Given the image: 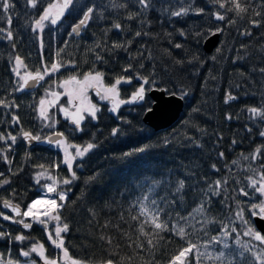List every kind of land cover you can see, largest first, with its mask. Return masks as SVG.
I'll return each mask as SVG.
<instances>
[{"label":"trees","instance_id":"trees-1","mask_svg":"<svg viewBox=\"0 0 264 264\" xmlns=\"http://www.w3.org/2000/svg\"><path fill=\"white\" fill-rule=\"evenodd\" d=\"M13 2L11 29L14 39L8 41L6 34H0V100L14 101L19 107L5 109L0 106V133L7 136L11 132L17 136V142L8 152L7 145L0 141V152L7 153L11 161L5 163L0 157V173L4 174L0 176V212L8 215L3 207L4 200L26 208L43 192L35 181L39 173H45L60 183V191L67 195V202L61 209V221L69 225V231L63 234V238L72 260L84 264H104L108 259L114 264H169L171 257L189 241L200 246L202 252L207 244L210 251L218 253L222 246L212 243V237L219 236L224 224H228L230 230L236 201L244 202L241 205L245 208L244 215L251 218L247 211L249 204L264 200L249 187L247 179L255 175L250 167L264 171L260 169L264 158L253 163L250 155L257 147L264 152V137L259 135L264 131V120L254 119L253 114L247 111L253 106H264V74L259 71L264 68V2L251 0L243 19L236 17L234 12L227 13L228 18L235 19V23L228 24L214 19L213 11L224 10L214 5L212 0H184L185 6L191 2L193 8H204L205 12L175 19L170 18L164 8L169 7L171 11L172 7H179L180 0H156L154 10L131 20L127 16L129 12L137 11L138 6L114 7V4H125L126 0H107L103 18L99 12H94L79 34L69 35L81 18L85 5L103 3V0H74L75 6L66 10L56 26L46 22L40 36L31 31L33 18L42 12L49 0H39L37 9L27 5L26 0ZM243 2L247 3V0ZM255 11H260L261 16L256 17ZM251 19L261 20V25L253 27L249 22ZM116 23L121 24L120 31L112 27ZM217 26L225 29L218 44L221 52L216 53V47L212 53H207L205 42L197 45L191 34L197 29H214ZM0 27H7L5 14H0ZM181 28L188 33L187 39L179 35ZM246 31L251 35H244ZM137 32L141 35L136 36ZM174 43H182L183 48H174ZM113 44L122 47L113 48ZM196 52L202 63H176L177 60L186 61ZM16 56H20L26 65L19 69L21 75L34 73L37 69L43 72V66L50 68L53 62L66 66L54 76H46L32 91H14L22 83L13 70ZM97 56L102 59H97ZM212 56L217 59L211 60ZM69 62L75 67H71ZM129 64L133 70L124 72ZM94 71L104 73L105 86H110L119 76L135 77L139 74L155 79L158 87L154 89L186 92L180 119L170 128L155 132L144 122L147 112L143 102L121 104L116 113L109 110L112 104L95 102L100 108L98 118L93 121L86 116L82 132L75 131V126L64 118V113H59L56 128L65 134L59 149L28 148L23 141L22 130L45 137L54 129H50L52 126L44 127L45 122L36 110L39 99L50 95H46L45 90L59 92L64 79L76 75L82 80L85 73ZM140 83L133 79L131 84L119 86V99L130 98ZM150 92L146 98L153 106ZM229 93L237 98L226 104ZM66 101V97H61L60 105L67 107ZM13 114L19 118V124L15 126L11 120ZM228 116L231 119H227ZM113 129L118 131L116 136L112 135ZM87 143H94L95 147L82 160L76 158L73 161L78 179L63 185V179L70 178L63 163V148L69 153L76 150L72 144L82 150ZM8 144H11L10 140ZM139 148L146 150L135 151ZM221 152L223 158L219 155ZM244 156L249 159H244ZM213 164L220 169L219 172L213 171ZM205 178L208 182L221 179V195L212 197L201 214L193 210L200 204V189L205 188ZM255 178L258 179V175ZM5 179L10 182L3 184ZM181 179L185 181L183 192L173 195ZM225 180L227 184L223 183ZM150 181H165L156 191L159 195H167L169 201L175 200V203H169L160 216V220L168 221V231L155 230L150 223H144L147 235H142L139 228L145 217L139 215V207L143 204L151 215L153 206L150 200L142 199L147 189L137 186ZM241 187L249 191V197L239 194ZM169 212L171 218L167 215ZM189 213L192 216H188ZM133 215L138 219L133 220ZM177 221L178 227L185 228L183 239L172 230V223ZM253 226L257 230L254 218ZM237 229L241 231L239 223ZM0 231L10 232L13 236L23 233L30 245L43 244L47 257L55 258L45 229L39 225L26 234L11 220L5 221L0 217ZM235 237L236 233H232L228 238L230 248L224 250L232 253L231 257L226 255L221 261L204 256L200 264H229V261L231 264H253L249 252H244L242 257L239 255L243 250L234 244ZM149 239L152 240L151 245L148 244ZM241 240L249 241L250 238L243 237L241 231ZM9 247L11 256L21 259L19 248H28L29 245H8L5 240H0V253L7 256ZM188 259L196 264L194 256L190 255Z\"/></svg>","mask_w":264,"mask_h":264},{"label":"snow or ice","instance_id":"snow-or-ice-1","mask_svg":"<svg viewBox=\"0 0 264 264\" xmlns=\"http://www.w3.org/2000/svg\"><path fill=\"white\" fill-rule=\"evenodd\" d=\"M78 2V0H75ZM264 2V0H262ZM27 5H30L33 9H37L39 7V0H26ZM214 5H218L219 9L224 10L221 11H213L212 15L216 21H227L228 24L235 23V19H230L227 17V13L234 12L236 17H240L241 19L244 18V14L249 11V7L251 6V0H247V3L243 2V0H212ZM127 4L135 5L137 7V11L129 12L127 18L129 20L134 19L136 16L146 13L150 10H154V6L156 5V0H126L125 4L113 5L114 7H126ZM227 5V6H226ZM70 6L74 7L75 3L74 0H49L46 6L43 7L42 12L37 17L33 18V26L31 27V31L40 36L45 27L46 22L50 26H56L58 22L61 21V18L65 15L66 10L70 9ZM15 5L13 0H0V14H5L7 17V27H0V34H6V39L8 41H12L14 39L13 32L11 29L12 25V10H14ZM107 9V0H103L101 5H95L89 3L82 8V16L78 20V23L72 28V33L79 34V31L82 27L87 26V22L92 19L94 12H99L101 17L103 18V13ZM164 11L168 13L170 18H182L186 17L190 14L193 15H203L205 10L204 8H193L191 2L187 3L185 6L184 0H180L179 7H172V10L169 11V7H165ZM254 15L256 17L261 16L260 11H255ZM253 27H259L261 25V20L259 19H251L249 21ZM143 23V21H142ZM114 27L117 31H120L122 26L119 23L114 24ZM224 28L222 26H217L216 28H209V29H197L191 35L194 38L197 45L201 42H206L213 36L221 34L224 32ZM244 35H251L250 31H246L243 33ZM141 33L137 32L136 36H140ZM147 35V33H145ZM168 35H171L170 33ZM179 35L184 37L185 39L188 38V33L184 31V29H179ZM169 43H172L170 40ZM14 46V45H13ZM43 47V39L41 37V48ZM99 47V45H98ZM122 47V45L113 44V48ZM173 47L176 49H182V43H174ZM221 52V47L217 46L216 53ZM97 59H102V57L97 56ZM211 60L215 61L217 59L216 56L210 57ZM197 61H201V58L198 52L193 53L192 56L188 57L186 61L184 60H177L176 63L183 64L184 62L187 63H195ZM236 62L235 60L233 61ZM202 63V61H201ZM71 67H75L74 64L69 62ZM26 67L24 65L23 60L20 56L15 57V66H14V73L18 77L19 81L22 83L18 84V87L14 89V91H23L25 87H32V86H40V82L45 80L46 76H54L55 73L59 72L62 67L66 65H62L56 62H53L50 65V68L47 65L43 66V72L40 69L35 70V72H28L26 75H21L19 69L21 67ZM132 65L129 64L127 67L124 68V72L132 71ZM259 71L264 74V68H260ZM104 73L101 71H94L88 72L83 75L82 80L78 79L76 75H71L69 78L64 79L62 83H60L59 87L64 89L63 95L68 97L66 103L67 105H73L74 101H79V103L75 106V113L69 117L68 115V108L64 105H60L59 111L64 113V118L68 120L71 125H74L75 131L82 132L84 129L82 124L86 120V116L84 113H87V117H90L91 120H97V113L100 111V108L97 104L92 103L87 98V90L92 88L95 90V94L100 98L101 101H110L112 107L109 109L112 113H116L119 109L121 104H129V103H136V102H143L142 106L144 107L146 112H151L153 110L152 105L147 102V93L153 91L156 85L155 79L150 80L147 77H142L141 75L137 74L135 77L133 76H119L114 80L110 86H105L103 83ZM133 79L141 81L139 86L136 90L132 93L131 97L128 99H119L120 97V90L119 86L122 84H131ZM35 82L34 85H30L29 82ZM161 91L168 92L170 97H178L183 99L184 96L187 95L186 92H177V91H169L166 88L160 89ZM46 95H51L55 98V100H46L45 98H40L36 110L38 111L39 117L44 121H51V124L45 123L44 127H51L54 126L57 121H55L51 116H49V110L52 107H55L56 104L59 102L61 93L56 91H50L48 89L45 90ZM237 97L228 94V98L225 100V103L228 100H235ZM48 105V107H46ZM0 106L7 109L9 107H19L18 105L14 104V101L5 102L0 100ZM197 109L196 111H198ZM247 111L253 114V118H259L264 120V106L261 107H250ZM54 116V114H53ZM227 119H231V116L226 117ZM11 120L13 122V126L19 124V118L15 114L11 116ZM251 131V129H248ZM118 131L113 129L112 135L116 136ZM56 137H64L63 132H55L53 134ZM261 137H264V131L259 133ZM22 138L25 142L30 143L31 141H41V136L39 134H33L30 131L22 130ZM11 141V144H8V141ZM49 143H56L60 144L61 141L53 140L52 137L47 138ZM0 141H3L5 145L8 147V152L12 150V146L15 145L17 142V136L13 135L11 132L7 133L5 136L4 133H0ZM235 143V141H233ZM73 148L76 149L75 156L67 153L65 151V158L63 163L67 166V170L70 173V178L63 179V185H69L73 183V181L77 180V174L73 170V161L76 158H80L81 160L85 157V155L92 150L95 145L94 143H87L86 147H83L81 150L80 146L75 144L71 145ZM146 149L139 148L135 151L137 152H144ZM128 155V154H126ZM220 157L223 158V153L221 152ZM251 155V160L253 163L257 161L259 158H264V152L260 147H257ZM0 157L3 158L5 163H10L9 157L7 153L0 152ZM244 159H249L248 156H244ZM235 163V161L233 162ZM79 166V165H78ZM38 167L43 168L44 165H39ZM58 167V166H56ZM212 169L215 172H219L220 169L217 168L215 164L212 165ZM260 169H264V164L260 166ZM255 175H258V179L254 176H249L247 179L249 181V187L254 189L256 193H259L261 197H264V171H261L256 168H251ZM3 173H0V176H3ZM45 176L46 179L51 180L50 184H40V178ZM91 179V178H90ZM10 181L5 179L3 184H8ZM35 183L40 186L44 191L41 195L37 196V198L33 199L27 206L25 210H21V207L18 204H12L9 200H4L3 207L6 209H10L13 216H9L0 212V217L3 220L9 221L11 220L12 223H16L22 225L23 229L30 230L33 226V223L40 224L44 227L48 241L51 245L60 251H62L64 257H68V250L64 246L65 241L62 236V233H67L69 231V225L66 222L61 221V209L64 206V203L67 202V195L65 191H57V182L56 180L50 175L45 173H39L36 177ZM165 183V181H155V182H146L144 185H138V188L147 189V192L143 195V200H150L151 205L153 206L152 214L149 215L148 211L145 209L143 204L139 207V215L144 216V222L140 225V232L142 235H147L144 229V223H150L155 230L160 231H168V221L167 220H160V216L165 213V209L169 207V203L174 204L175 200L169 201L167 195H159L156 189ZM224 184H227V181H223ZM221 179H217L214 182H208L205 178V188L200 189L202 192V198L200 204L197 208H195L194 212H199L201 214L204 213L205 205L209 204L212 197H218L221 195ZM170 186V185H169ZM185 187L184 179H181L178 182V187L175 188V193H182ZM238 192L242 196L249 197L250 193L245 188L241 187L238 189ZM55 194L56 198H53ZM15 195V193H13ZM183 198L182 196L180 197ZM206 198V199H205ZM253 199L250 197V200ZM59 201V203H58ZM244 202L236 201V210L232 218H230L231 228L229 230V225L224 224L221 228L219 236L212 237V243L221 245V250L218 253H213L209 250L208 245L206 244L205 251H200V246L191 243L190 241L187 243V246L181 248L177 254L173 255L169 260V264H192L189 261L188 257L194 256L196 264H200L201 257L207 256L208 258L221 260L225 258L226 255L232 256V253H226L224 250L229 249L230 245L228 243V238L231 236L232 233H236V237L234 239V244L239 246L243 251L239 253L242 257L244 252H249L253 257V264H264V235L261 234L260 231L256 230L253 226V218L259 217L261 221H264V200H261L259 203L251 202L247 208V211L250 212L251 218H246L245 208L241 205ZM168 217L171 218V213H167ZM188 216H192V213H189ZM15 217H20V219H15ZM43 217V218H42ZM123 218V217H122ZM188 217H178V219H187ZM133 220H137L138 216L133 215ZM31 221V222H26ZM52 222H55L53 231L48 230V225ZM211 222V221H209ZM237 223L241 226L242 236L249 237V241H242L241 240V231L237 229ZM172 230L175 233H178L180 237L183 239L185 236V228L183 226L178 227V221L172 223ZM54 232V235H53ZM103 239V237H101ZM27 237L23 234H16L15 236L12 233L8 232L5 233L4 231H0V240H5L8 245L12 244H19L23 245L26 241ZM251 241L258 242V244H254ZM108 243H111V239L108 240ZM148 244H152V240H148ZM11 247L8 249L7 256L4 253H0V264H37L36 260L31 259L33 253L39 256L43 260V264H58V261L55 258H49L45 256V248L43 244L34 243L27 249L25 247L19 248L18 256L22 257L23 260L14 258L11 256ZM235 251V249H233ZM71 264H81V262L77 260H72ZM104 264H114L113 260L108 259L104 262ZM231 264V261H229Z\"/></svg>","mask_w":264,"mask_h":264},{"label":"water","instance_id":"water-1","mask_svg":"<svg viewBox=\"0 0 264 264\" xmlns=\"http://www.w3.org/2000/svg\"><path fill=\"white\" fill-rule=\"evenodd\" d=\"M220 39H221V34H218L208 39L204 44L205 51L207 53H212L220 43ZM42 82L43 81H41L40 84ZM29 84L34 85L35 82L30 81ZM36 88H37L36 86L25 87V89L28 91H32ZM92 94L94 97L99 98L95 94L94 89L92 90ZM150 97L154 102V105L152 107L153 110L151 112H147V114L144 117V122L149 127H151L155 132H160L162 130L170 128L180 119L185 105L183 99H180L178 97H170L166 93V91H161L159 89H155L152 92H150ZM227 98L228 96L226 97V99ZM234 101L235 100H228L226 104L233 103ZM51 137L53 140L62 139V137H56L54 135H51ZM47 138L39 142L37 141H31L30 143H27L25 141L24 142L28 147L49 148L53 143H49ZM21 210L23 211L24 208L21 207ZM7 211L11 216H13V213H11L10 209H7ZM15 219H20V217H15ZM254 221L258 231H260L261 234L264 235V221H261L259 217L254 218ZM21 228L23 229L22 225ZM23 230L27 233L32 232V228L30 230H26V229Z\"/></svg>","mask_w":264,"mask_h":264},{"label":"rangeland","instance_id":"rangeland-1","mask_svg":"<svg viewBox=\"0 0 264 264\" xmlns=\"http://www.w3.org/2000/svg\"><path fill=\"white\" fill-rule=\"evenodd\" d=\"M91 91H92V88H89V89L87 90V93H86L87 98H88V100H90L92 103L96 104V103H95V99L92 97ZM59 93L62 94L61 97H66V98L68 99V97H67L66 95H63V93H64V89H63V88H62V90L59 91ZM61 97H60L59 102L56 104V106L50 108V110H49V116H51L55 121H56V118L58 117V115H59V113H60L59 108H60ZM45 99H46V100H55V98L52 97L51 95H49L48 97H45ZM78 103H79V101H74L73 105H68V106H67V108H68V110H69V114H68V115H69L70 117L75 113V106H76ZM46 107H48V105H46ZM53 114H54V116H53ZM84 115L87 116V113H84ZM44 122H45V123H49V124H51V121H44ZM57 125H58V122L55 123L54 126H52V128H50V129H53V128H54L53 131L55 132L56 129H57V128H56ZM63 149L66 151L65 148H63ZM75 151H76V150H70V151H68V152H69L72 156H75ZM78 159H79V158H78ZM46 175H47V174H46ZM51 182H52V181L46 179L45 176H42V177L40 178V184H41V185H42V184H50ZM59 184H60V183H57V191H58V192L60 191V187H59L60 185H59ZM42 190L44 191V189H42ZM61 191H63V190H61ZM52 195H53V198H56V197H55V194H52ZM58 203H59V201H58ZM42 218H43V217H42ZM26 222H31V221H26ZM54 225H55V224H53V222L50 223V224L48 225V230H49V231H53V229H54ZM45 232H46V231H45ZM46 234H47V233H46ZM63 234H64V233H62V236H63ZM53 235H54V232H53ZM49 243H50V242H49ZM25 244H26V245H29V247L31 246L29 240L25 241V242H24V245H25ZM51 246H52V245H51ZM52 247H53V246H52ZM26 249H27V248H26ZM53 253H54V255H55V259L58 261V264H66L68 261H69V263L71 264L72 259L69 257V255H68V257H64L62 251H60V250H58V249H55L54 247H53ZM46 254H48V252L45 251V256L47 257ZM20 258H21V260H23L22 257H20ZM31 259L36 260L37 264H43V260H42L39 256H37L35 253L32 254ZM81 264H84V263L81 262Z\"/></svg>","mask_w":264,"mask_h":264},{"label":"flooded vegetation","instance_id":"flooded-vegetation-1","mask_svg":"<svg viewBox=\"0 0 264 264\" xmlns=\"http://www.w3.org/2000/svg\"><path fill=\"white\" fill-rule=\"evenodd\" d=\"M53 147H54V146H53ZM53 224H55V222H53ZM36 225H39V224H35V226H36Z\"/></svg>","mask_w":264,"mask_h":264}]
</instances>
